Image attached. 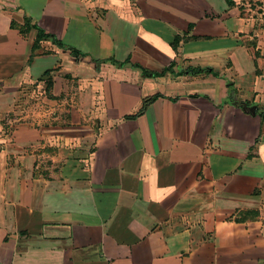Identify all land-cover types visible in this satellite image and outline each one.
I'll list each match as a JSON object with an SVG mask.
<instances>
[{"label":"crops","instance_id":"crops-1","mask_svg":"<svg viewBox=\"0 0 264 264\" xmlns=\"http://www.w3.org/2000/svg\"><path fill=\"white\" fill-rule=\"evenodd\" d=\"M229 1L0 0V264H264V0Z\"/></svg>","mask_w":264,"mask_h":264},{"label":"trees","instance_id":"trees-1","mask_svg":"<svg viewBox=\"0 0 264 264\" xmlns=\"http://www.w3.org/2000/svg\"><path fill=\"white\" fill-rule=\"evenodd\" d=\"M226 3H227V5H232V2L229 1V0H226ZM10 25H13V22L10 21ZM22 26L23 27H20L18 29V31L20 33H23L28 28V19L26 17L23 19ZM30 26L36 30V34H35V37H34V42L32 43L31 48H30L31 49V54L29 56L32 55L33 50L37 47L36 43L39 40H41V39H49L52 42V44H54L56 47L68 50L69 53L72 54L73 56H77L79 54V52L76 49H74L72 47L65 46L60 40L56 39L52 34L44 33L42 29H40L39 27H37L34 24H32V25L29 24V27ZM178 41H179V37L178 36H174L172 41L170 42V45H171V47L173 49H175L176 45L178 44ZM133 65L138 67L141 70L142 74L145 75V76H160L164 72L170 71V68H171V64H170V65H168L166 67H163L158 72H152V71H148L147 69L141 67L140 65H138L136 63H134ZM180 73H182V74L186 73V74H189V75H196V74H200V73H204V74L212 73L213 75H216V73L212 72L211 69H209L207 67H198V66H196V67H190V66L186 67ZM226 86L230 87V83H227ZM159 96H160L159 94H153V95H150V96L143 97L142 100H141L140 108L138 109L136 114L126 116L125 118H127V119L133 118L135 115L140 114L151 102H153ZM255 112L259 116L260 121L264 122V108L256 107L255 108Z\"/></svg>","mask_w":264,"mask_h":264},{"label":"rangeland","instance_id":"rangeland-1","mask_svg":"<svg viewBox=\"0 0 264 264\" xmlns=\"http://www.w3.org/2000/svg\"><path fill=\"white\" fill-rule=\"evenodd\" d=\"M237 1H238L237 7H238V9L240 10L241 13H250L252 11L253 14H256V12H258L260 10L259 0H237ZM33 104L34 103L32 101H30V106L31 105L34 106ZM26 105H28V104H26ZM39 105H40V103L37 104L38 107H39ZM11 115L12 114H8V115L5 116V118L8 117L9 120H11L10 122H11V125H12L14 122L15 123H17V122H16V119H11ZM31 117L32 116H31V112H30V120H31ZM8 125L9 124H7V126Z\"/></svg>","mask_w":264,"mask_h":264},{"label":"water","instance_id":"water-1","mask_svg":"<svg viewBox=\"0 0 264 264\" xmlns=\"http://www.w3.org/2000/svg\"><path fill=\"white\" fill-rule=\"evenodd\" d=\"M242 108L243 109H248L249 111H250V113H254V107H250V106H246V104L245 103H242Z\"/></svg>","mask_w":264,"mask_h":264}]
</instances>
